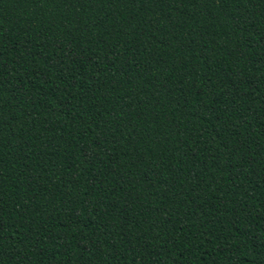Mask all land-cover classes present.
Masks as SVG:
<instances>
[{"label":"trees","instance_id":"obj_1","mask_svg":"<svg viewBox=\"0 0 264 264\" xmlns=\"http://www.w3.org/2000/svg\"><path fill=\"white\" fill-rule=\"evenodd\" d=\"M0 264H264V0H0Z\"/></svg>","mask_w":264,"mask_h":264}]
</instances>
